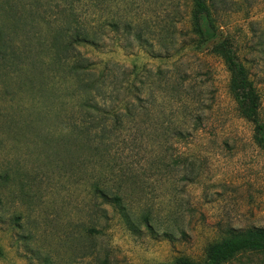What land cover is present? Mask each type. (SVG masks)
<instances>
[{
  "label": "rangeland",
  "instance_id": "374dc122",
  "mask_svg": "<svg viewBox=\"0 0 264 264\" xmlns=\"http://www.w3.org/2000/svg\"><path fill=\"white\" fill-rule=\"evenodd\" d=\"M217 1L222 33L259 91L258 123L231 94L223 60L193 43L192 0H18L23 21L5 22L0 40V264L202 262L229 232L264 228V0ZM66 9L105 33L96 47L75 44L68 61L50 43ZM78 59L92 72L72 74ZM101 63L122 93L136 69L161 73L144 94L148 111L105 132L99 117L84 119L78 82L97 79ZM194 113L199 130L182 124ZM95 182L121 186L127 218L94 195ZM225 264H264V252Z\"/></svg>",
  "mask_w": 264,
  "mask_h": 264
},
{
  "label": "trees",
  "instance_id": "16d2710c",
  "mask_svg": "<svg viewBox=\"0 0 264 264\" xmlns=\"http://www.w3.org/2000/svg\"><path fill=\"white\" fill-rule=\"evenodd\" d=\"M104 1L98 0L100 4H105ZM219 4L220 1L217 0H192L190 32L193 36V43H197L201 47L210 50L223 60L230 74L229 89L231 94L238 102L244 117L254 123H258L259 108L261 105L260 94L254 87L249 69L241 61H238V57L232 49L230 39L222 33V26L218 23L217 16H215ZM19 5L18 0H0V40H6L7 37V33L2 26L5 22L17 25L23 21L21 20L22 17L17 13ZM23 11H25V8H23ZM64 13L65 24L62 29H59L52 36L50 42L51 49L61 52L64 59L66 58L68 61L73 57L71 54L75 44L96 47L101 41L103 42L101 38L105 36V33L102 28L98 32L94 29L88 30L84 23H81L80 19L75 17L73 11L66 9ZM109 24L113 28L112 31L119 36L118 32L120 27L113 22ZM128 28H125V32L120 36V40H127L129 38L128 36L131 34L130 30L132 28ZM135 39L142 41L143 37L137 33ZM81 61L90 64L88 60L83 58ZM69 69L72 74L81 73L84 76L92 72L89 70L90 66L84 65L83 63L80 64L79 59L76 63L71 64ZM99 70L102 71H100L99 77L95 80H78L82 87L83 108L87 110V117L84 119H89L92 122L95 120L96 122V116L99 117V121L97 120L99 125L97 127H100L103 130L102 132H105L109 126L117 128L124 120L135 119L138 114L148 111L146 106L151 101L144 94L149 89L150 82L160 76L161 73L155 76L151 70H145L143 76V73L140 74V71L144 69L142 68L139 71L136 69L130 75H127L130 79L126 84L125 92L122 93L120 90L111 88V86L105 83V72L107 71V65L105 63H101ZM122 94L124 97L120 99V95ZM96 95L100 97L97 98ZM155 99L153 98L152 100L154 101ZM185 119L182 124L185 123L184 126L190 127V123L193 121L194 130H199L203 120L199 113H194L193 117L187 115ZM82 124V132L86 134L85 137L90 136L92 129L87 127L86 121ZM97 127L94 126V130ZM187 127L182 126L180 128V126H177L173 129V132L179 138L184 137L188 131ZM78 128H80L79 125ZM258 131L260 136L264 138L263 125L258 124ZM84 139H82L83 142L80 138H77L84 146H88L89 142H86V138ZM2 178L4 177L0 175V182L5 180ZM92 187L94 189V195L97 198H100L103 203L115 207L124 218H127L124 213L125 207L123 205V196L121 195V186L118 185L115 189H109L95 182ZM243 252H264V228H248L238 232L231 231L221 241L215 242L208 247L206 257L202 262H193L186 258H178L172 264H225Z\"/></svg>",
  "mask_w": 264,
  "mask_h": 264
}]
</instances>
